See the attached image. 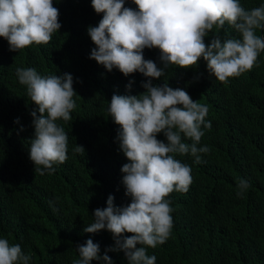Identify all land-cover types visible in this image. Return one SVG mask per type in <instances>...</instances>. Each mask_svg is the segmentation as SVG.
<instances>
[{
  "label": "trees",
  "instance_id": "trees-1",
  "mask_svg": "<svg viewBox=\"0 0 264 264\" xmlns=\"http://www.w3.org/2000/svg\"><path fill=\"white\" fill-rule=\"evenodd\" d=\"M240 3L250 10L264 0ZM53 6L62 26L48 44L12 52L0 37V238L19 244L31 256L30 264H74L80 258L77 244L87 239L100 245L101 254L114 246L107 230L84 232L94 222V210L107 207L109 195L117 207L131 202L122 184L121 168L128 160L116 140L120 126L108 106L114 94L143 93L142 82L149 79L139 72L128 77L115 68L108 72L89 58L95 45L87 29L103 16L91 0H53ZM125 7L137 8L132 0H125ZM216 35L240 38L227 23L219 31L214 28L205 42ZM143 55L161 66L159 49L145 48ZM17 68H33L41 76H73L77 95L72 119L57 121L68 135V158L54 164V172L40 175L29 159L36 105L19 83ZM164 83L207 106L212 127L203 129L198 147L206 145L210 151L201 154L199 164L190 154L175 155L191 167L193 182L187 193L173 191L165 198L173 208L171 235L147 248V254L156 257L155 264H264V52L252 70L229 78L227 86L209 74L202 58L187 70L171 65L152 80L154 86ZM157 139L167 143L163 133ZM76 145L85 153L74 152ZM241 179L250 187L238 196ZM108 255L113 264H127L123 251Z\"/></svg>",
  "mask_w": 264,
  "mask_h": 264
},
{
  "label": "clouds",
  "instance_id": "clouds-1",
  "mask_svg": "<svg viewBox=\"0 0 264 264\" xmlns=\"http://www.w3.org/2000/svg\"><path fill=\"white\" fill-rule=\"evenodd\" d=\"M132 2L136 9L125 7V0H91L94 11L103 16L97 26L87 29L95 45L90 59L108 72L115 68L125 77L139 72L149 78L142 82L143 93L114 94L108 106L109 116L120 126L116 140L128 160L121 168L122 184L131 202L117 207L114 196L109 195L107 207L94 210V222L84 232L107 230L115 244L101 254L100 245L87 239L77 244L80 258L74 264L94 260L113 264L108 253L119 251L124 252L127 264H155L156 257L149 256L147 248L165 243L173 228V208L165 198L173 191L187 193L193 182L191 167L175 155L190 154L199 164L201 154L210 151L206 145L198 147L203 129L212 127L206 120L207 106L193 101L181 88L173 89L167 83L154 86L152 80L161 78L171 65L187 70L198 66L202 58L209 74L227 86L229 78L252 70L264 52V35H257V30L264 29V4L246 10L240 0ZM226 23L240 38L221 40L216 35L205 42L214 28L219 31ZM61 26L53 0H0V37L7 40L12 52L48 44ZM145 48L160 50L161 66L144 58ZM16 75L36 105L31 112L34 138L29 159L40 175L54 172L53 165L68 158V135L57 121L72 119L77 95L73 76H41L33 68H17ZM132 83L126 85L127 90ZM14 123L18 124L19 118ZM160 133L167 143L157 139ZM184 138L191 143L183 142ZM74 152L84 154L85 149L76 145ZM237 187L240 196L250 185L241 179ZM30 260L19 244L10 245L0 238V264H30Z\"/></svg>",
  "mask_w": 264,
  "mask_h": 264
},
{
  "label": "water",
  "instance_id": "water-1",
  "mask_svg": "<svg viewBox=\"0 0 264 264\" xmlns=\"http://www.w3.org/2000/svg\"><path fill=\"white\" fill-rule=\"evenodd\" d=\"M258 35H262L261 32H260V30H258Z\"/></svg>",
  "mask_w": 264,
  "mask_h": 264
}]
</instances>
